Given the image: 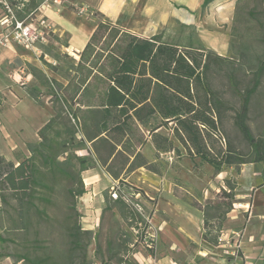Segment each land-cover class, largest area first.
I'll use <instances>...</instances> for the list:
<instances>
[{
  "label": "trees",
  "instance_id": "obj_1",
  "mask_svg": "<svg viewBox=\"0 0 264 264\" xmlns=\"http://www.w3.org/2000/svg\"><path fill=\"white\" fill-rule=\"evenodd\" d=\"M179 23L185 35L173 41L166 39L167 27L145 37L101 20L80 52V59L55 67L67 79L66 85L35 72L47 92L33 84L27 93L38 103L49 94L55 113L39 129L40 140L27 144L30 155L18 165L0 156V199L16 213L17 217H12L15 228L29 227L27 215L31 212L45 215L37 200L51 202L50 193L57 183L70 197L71 211L77 212V200L86 192L82 176L85 170L101 166L118 180L136 168L156 170L141 147L150 137L159 151L175 148L173 139L158 131L160 127L170 128L188 154L211 164L216 174L223 165L264 162V137L254 134L249 124L253 99L264 79V57L251 68L252 76L243 86L240 72L246 68L247 51L241 52L238 60L221 55L204 45L195 25ZM216 73L224 74L231 94L239 100L238 106L216 87ZM229 111L248 150L227 143L225 150L213 153L209 140L221 134ZM81 149L86 153L79 154ZM262 174L264 178V171ZM116 198L120 201L122 194ZM233 204L230 186L229 190L222 187L199 207L210 242L219 243L225 215ZM210 209L215 211L213 215ZM213 218H220L219 224L212 223ZM67 232L72 249L81 254L82 264H90L88 244L82 242V235L89 241L92 230L74 222ZM20 259L25 264H58L52 255L24 254Z\"/></svg>",
  "mask_w": 264,
  "mask_h": 264
},
{
  "label": "rangeland",
  "instance_id": "obj_2",
  "mask_svg": "<svg viewBox=\"0 0 264 264\" xmlns=\"http://www.w3.org/2000/svg\"><path fill=\"white\" fill-rule=\"evenodd\" d=\"M36 2L32 3L33 7ZM77 2L81 4L82 0ZM69 3L68 0H64L62 5L52 3L44 10L68 6ZM76 11L79 12L78 9ZM167 28V40L178 41L185 35L175 19L169 22ZM226 30L230 38L224 56L238 60L239 54L247 51L246 68L240 72L242 85L245 86L252 76L251 68L264 57V0H239L236 14ZM66 41L68 34L64 33L53 51L60 55L68 54L60 47ZM17 48L28 53L20 45ZM68 55L76 60L73 53ZM19 64L21 69L23 66L26 69L32 67L27 60ZM214 77L216 87L232 105L238 106L239 100L231 94L224 74L216 73ZM41 87L42 92H47L44 86ZM47 98L42 100L45 102ZM231 114L232 111H229L224 118L221 134L209 140L213 153L225 150L227 143L235 149L248 150L243 136L233 124ZM249 124L254 134L264 137V79L253 99ZM171 126L172 122L169 123ZM158 131L172 138L175 148L169 152L159 151L147 137L141 150L156 170L136 168L119 180L101 166L83 171L86 192L77 200V212L71 211V199L62 184L57 183L50 193L51 202L37 200L45 215L39 217L31 212L30 216L27 215L30 218L29 227L15 228L12 217H17L16 213L0 199V255H6L0 256V264H25L20 259L24 254L52 255L58 264H82L81 254L72 249L67 232L68 226L74 222L82 229L93 232L89 241L87 236L82 235V242L88 244L90 264H102V261L109 264H154L157 256H167L178 264H203L201 261L208 255L204 257L200 252L203 246L199 241L202 240L204 223L203 213L198 207L206 205L208 199H213L222 187L229 189L231 186L234 204L225 215L223 230L235 229L234 219L228 222L227 218H233L248 206L245 203L251 199L253 188L262 181L258 178L264 171V162L223 165L222 171L216 174L211 164L201 161L198 156H190L186 146L174 137L170 128L160 127ZM14 136L33 140V135ZM78 153L85 154L86 150L81 149ZM113 185L120 187L116 186L117 195L122 194L120 201L115 200L117 198L112 194ZM105 193L108 195L106 199ZM10 200L14 203L13 199ZM214 213L210 209V214ZM211 221L219 224L220 218Z\"/></svg>",
  "mask_w": 264,
  "mask_h": 264
},
{
  "label": "crops",
  "instance_id": "obj_3",
  "mask_svg": "<svg viewBox=\"0 0 264 264\" xmlns=\"http://www.w3.org/2000/svg\"><path fill=\"white\" fill-rule=\"evenodd\" d=\"M31 1L33 3L35 0ZM36 1L39 5L40 2ZM68 1V6L44 10L54 25V33L50 43L42 47V55L27 49L28 53L20 52L17 45L0 49V156L15 165L30 155L27 144L40 140L39 129L55 113L49 94L41 97H48L45 102L42 100V103H38L27 93V88L33 84L43 90L35 72L66 85L67 79L55 67H65V61L73 60L76 63L80 59V52L84 50L101 20L145 37L162 32L172 19L193 24L197 27L201 41L224 55L229 48L230 38L226 28L232 23L237 0H211L206 5H203L205 0H82L81 4L89 9V13L85 14L76 11L81 5L77 0ZM32 3L30 2L29 9L33 8ZM64 33L68 34V41L60 47L76 55V60L69 57V53L60 55L53 51ZM24 60L32 65L31 69H26L25 66L20 68L24 63H19ZM14 135H33V140L26 137L18 139ZM258 180L262 181L253 188L251 199L245 203L248 206L233 218H227L228 222L234 219V230L241 233L237 242L236 236L231 238V242H210L205 236L207 229L204 213L198 207L203 213L204 223L202 240L199 241L203 246L200 252L204 257L208 255L201 261L203 264H264L263 174ZM186 216L190 218V215ZM154 264L178 263L167 256H157Z\"/></svg>",
  "mask_w": 264,
  "mask_h": 264
},
{
  "label": "built area",
  "instance_id": "obj_4",
  "mask_svg": "<svg viewBox=\"0 0 264 264\" xmlns=\"http://www.w3.org/2000/svg\"><path fill=\"white\" fill-rule=\"evenodd\" d=\"M63 1L43 0L37 7L29 9L31 0H0V49L20 45L42 55V47L50 43L54 33V25L44 9L52 3L62 5ZM77 9L81 14L89 13L86 5L81 4ZM116 186L119 188L118 185L112 186L114 197H117ZM240 234V231L234 229L222 230L219 242H231L233 236H236L237 242Z\"/></svg>",
  "mask_w": 264,
  "mask_h": 264
}]
</instances>
